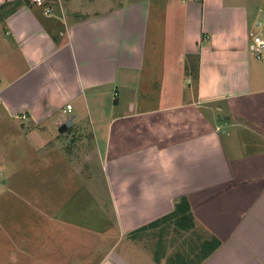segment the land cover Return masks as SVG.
<instances>
[{
    "label": "crops",
    "instance_id": "crops-1",
    "mask_svg": "<svg viewBox=\"0 0 264 264\" xmlns=\"http://www.w3.org/2000/svg\"><path fill=\"white\" fill-rule=\"evenodd\" d=\"M3 4L0 124L19 121L44 154L66 139L83 155L79 181L118 238L97 264L198 260L214 236L220 246L197 264H264V50H253L254 36L264 37V0ZM53 139L58 146L46 144ZM75 194L81 229L80 201L90 203ZM183 196L194 228L172 219L135 232ZM169 226L202 243L169 252L166 233L150 247L141 240Z\"/></svg>",
    "mask_w": 264,
    "mask_h": 264
},
{
    "label": "rangeland",
    "instance_id": "rangeland-1",
    "mask_svg": "<svg viewBox=\"0 0 264 264\" xmlns=\"http://www.w3.org/2000/svg\"><path fill=\"white\" fill-rule=\"evenodd\" d=\"M31 1L46 8L43 1ZM78 112L76 108L75 113ZM19 124L10 128L0 124V264H97L104 250L116 244L118 238L115 221L108 218L99 223L103 206L94 198L92 188H85L79 181L84 180V165L80 168L77 164L83 155L78 154L79 150L72 152V141L66 139H61L65 146L62 150L44 154L35 142L26 139L24 126ZM75 131L76 128L68 130ZM56 143L53 139L46 144L56 147ZM72 162L76 168L78 165L76 173H72ZM74 183L77 185L72 187ZM74 194L90 203L89 206L80 201V212L88 213L81 229L82 223L76 227V222H72L76 210L72 207ZM91 198L96 200V206ZM101 224L104 229L111 228L110 231L105 232ZM162 233L168 236L165 248L169 252L188 251L192 244L202 243V239L181 236L173 226L163 231L157 229L141 240L150 247L149 244H157Z\"/></svg>",
    "mask_w": 264,
    "mask_h": 264
},
{
    "label": "trees",
    "instance_id": "trees-1",
    "mask_svg": "<svg viewBox=\"0 0 264 264\" xmlns=\"http://www.w3.org/2000/svg\"><path fill=\"white\" fill-rule=\"evenodd\" d=\"M27 3L31 2L30 0H26ZM5 6L6 4H3L2 6H0V18H2L3 15V10H5ZM6 13V12H5ZM191 204L190 201L188 200V198L186 196H183L180 198V200L176 203L175 209L170 212L169 214L163 216L162 218H159L147 225H144L142 227H140L139 229H137L135 232H140L143 230H147L151 227H154L158 224H160L161 222H166L169 220L174 219L175 223L183 228V229H192L194 228V217L192 214V210H191ZM221 244V241L217 238V237H212L209 240H206L203 244H202V253L201 255H199V259H194L192 257H186L184 254L182 253H175L172 256H170L166 263L164 264H197L199 262H201L203 259L207 258L211 253H213ZM156 257H157V261L159 260V250L156 253Z\"/></svg>",
    "mask_w": 264,
    "mask_h": 264
},
{
    "label": "built area",
    "instance_id": "built-area-1",
    "mask_svg": "<svg viewBox=\"0 0 264 264\" xmlns=\"http://www.w3.org/2000/svg\"><path fill=\"white\" fill-rule=\"evenodd\" d=\"M35 1H39V2H45L47 0H35ZM253 50L255 51V53L259 56L262 55L263 50H264V37L256 35L253 38ZM73 109V105L71 103L67 104V107L65 108V112H71ZM69 118H71V116H69ZM68 118V119H69Z\"/></svg>",
    "mask_w": 264,
    "mask_h": 264
},
{
    "label": "water",
    "instance_id": "water-1",
    "mask_svg": "<svg viewBox=\"0 0 264 264\" xmlns=\"http://www.w3.org/2000/svg\"><path fill=\"white\" fill-rule=\"evenodd\" d=\"M73 124V117L69 118L68 120H66L64 126H71Z\"/></svg>",
    "mask_w": 264,
    "mask_h": 264
}]
</instances>
